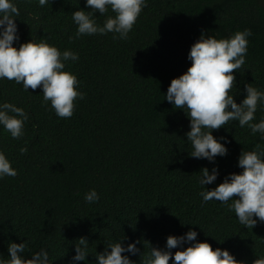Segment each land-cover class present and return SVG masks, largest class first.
I'll return each mask as SVG.
<instances>
[{
	"label": "trees",
	"instance_id": "16d2710c",
	"mask_svg": "<svg viewBox=\"0 0 264 264\" xmlns=\"http://www.w3.org/2000/svg\"><path fill=\"white\" fill-rule=\"evenodd\" d=\"M15 2L21 42L33 35L79 54L67 68L86 96L76 101L71 118H60L43 102L41 88L25 92L22 84L0 80V103L29 115L21 139L0 127V150L18 170L16 177L0 179V255L7 258L9 241H26V255L47 247L53 264H69L80 237L89 240L92 253L124 236L139 239L141 253H147L144 243L164 247L168 235L189 229L247 264L264 254V222L246 228L227 205L202 202L200 170L213 165L189 156L190 120L163 100L171 80L191 65L188 53L202 32L222 38L251 29L232 92L239 103L246 84L264 90V0H148L127 40L112 33L70 40L77 27L72 12L90 10L85 0H49L44 7L38 0ZM261 116L258 109L256 122ZM213 134L230 143L228 154L217 157L219 176L205 186L209 190L242 171L243 149L264 144L235 121ZM92 188L100 200L88 204L84 195ZM92 253L78 264H95ZM131 259L141 264L140 254Z\"/></svg>",
	"mask_w": 264,
	"mask_h": 264
},
{
	"label": "clouds",
	"instance_id": "9594fccd",
	"mask_svg": "<svg viewBox=\"0 0 264 264\" xmlns=\"http://www.w3.org/2000/svg\"><path fill=\"white\" fill-rule=\"evenodd\" d=\"M49 0H38L44 7ZM85 8L72 12V21L77 26L74 36L113 34L114 39L127 40L148 0H85ZM104 19L99 22L96 14ZM21 12L15 0H0V80L22 84L23 91L42 89L43 102L60 118L73 116L76 101L83 100L86 93L79 90L80 81L67 64L79 60V54L71 49L61 51L47 38H32L21 42L16 18ZM249 28L237 30L230 36L218 38L202 32L192 44L188 53L191 65L187 71L173 78L164 94V99L175 109L183 110L190 120V131L186 133L190 157L205 159L213 165L200 170L198 184L205 190L199 195L203 203L219 201L235 213L239 223L253 228L258 221L264 222V144L256 143L251 150L243 149L238 158L241 172L225 176L222 183L209 190L206 185L217 181L219 167L217 157L228 154L227 137H216L214 130L238 122L241 128L247 127L252 135L259 134L264 140V116L256 122V113L264 111V90L248 83L244 86V96L237 102L232 90L237 87L234 70L242 69L246 62ZM29 119L23 107L13 103H0V127L13 139H21L25 133V122ZM28 151L21 147L20 153ZM7 154L0 150V179L16 177L18 170ZM100 195L95 188L84 195L88 204L96 203ZM199 225L193 223H184ZM206 235H208L206 233ZM130 241L125 243V241ZM220 240V239H219ZM223 241V240H220ZM145 242V241H144ZM139 239L123 237L106 240L102 252L89 251V240L80 237L75 241L74 255L69 264L88 261L89 253L95 256V264H136L131 259L141 255V264H247L238 260L227 248L216 247L207 240L198 239V232L189 229L182 235L170 234L164 247L144 243L148 248L141 253ZM187 245V246H186ZM27 243L8 242V256L0 255V264H53L47 247H41L30 256L26 255ZM173 249H176L173 252ZM253 264H264V254H257Z\"/></svg>",
	"mask_w": 264,
	"mask_h": 264
}]
</instances>
